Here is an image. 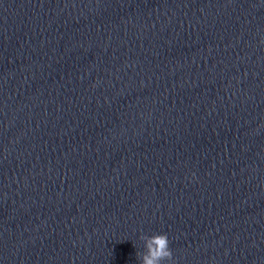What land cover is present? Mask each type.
Listing matches in <instances>:
<instances>
[{
	"label": "clouds",
	"instance_id": "obj_1",
	"mask_svg": "<svg viewBox=\"0 0 264 264\" xmlns=\"http://www.w3.org/2000/svg\"><path fill=\"white\" fill-rule=\"evenodd\" d=\"M140 239L144 242V251L136 253L140 264H171L173 253L166 233L142 235Z\"/></svg>",
	"mask_w": 264,
	"mask_h": 264
}]
</instances>
